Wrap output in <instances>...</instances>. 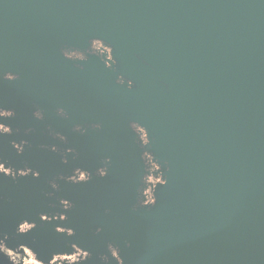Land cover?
I'll list each match as a JSON object with an SVG mask.
<instances>
[{
    "label": "water",
    "instance_id": "water-1",
    "mask_svg": "<svg viewBox=\"0 0 264 264\" xmlns=\"http://www.w3.org/2000/svg\"><path fill=\"white\" fill-rule=\"evenodd\" d=\"M93 41L116 70L63 54ZM0 110L11 168L37 174L10 183L9 234L63 215L20 237L38 260L264 264V0H0Z\"/></svg>",
    "mask_w": 264,
    "mask_h": 264
},
{
    "label": "flooded vegetation",
    "instance_id": "flooded-vegetation-1",
    "mask_svg": "<svg viewBox=\"0 0 264 264\" xmlns=\"http://www.w3.org/2000/svg\"><path fill=\"white\" fill-rule=\"evenodd\" d=\"M63 54L74 61L77 60H84L86 59L87 55H93L99 57L101 59H109L114 64V70L117 69V64L111 58V49L106 44L93 41L90 43L89 48L86 51H79V50H64ZM15 77L11 75L4 76L6 80H13ZM117 82L119 84L126 82L128 88H133L134 85L126 81L124 78L118 77ZM9 111H2L0 110V117L2 118H9L13 117V113L8 116ZM58 117L64 118L65 115L58 111ZM33 117L35 119H40V113L34 112ZM92 128H95L92 126ZM133 130L137 133L138 140L140 141L141 145L146 144V136L145 132L140 129L136 125H132ZM73 132L78 133L80 131V127H74L72 129ZM11 132L8 128L0 126V137L5 135H9ZM50 138L56 141H61V138L54 134L53 132L49 133ZM5 144L2 140H0V264H77L83 263L88 260L89 256L87 253L73 248L71 250L70 255H51L50 258L46 260V262H42L37 259V257L32 253L31 250L23 247L19 244L20 237L24 236L26 233L30 231H35L36 229H41L42 227L48 228L50 227V222H58L59 220L63 219V215L61 214H52L49 217L40 216V220L37 224H30L28 222H22L14 231L13 234H9L8 226L9 222V206H12L14 210L19 208V203H11L9 200V187L10 183L13 182V185H17V180L31 176L35 178L37 174L35 172H30L26 168V164L24 162L14 164V167L11 168V164L7 160V149ZM27 146L24 142L20 144H13L12 148L14 149L16 154H21L24 152V147ZM143 161L145 165L146 175L144 176L143 184L139 190L140 193V205L144 206L151 202L150 196V188L154 184L161 181L159 176H155L154 173L158 171V166L155 162L152 161L151 157L147 154H143ZM20 168V169H19ZM103 172L99 171L98 175H102ZM88 178V175L79 171L74 172V178L68 179L72 182H81L85 181ZM69 205L67 203L62 202L61 206L59 207L60 211L67 210ZM40 223V224H39ZM54 231L57 233H63L67 236L71 235V232L68 230H62L55 228ZM36 243V239H33V244ZM109 252L113 257H115V250L111 247L108 248ZM106 259L102 258V262H105Z\"/></svg>",
    "mask_w": 264,
    "mask_h": 264
},
{
    "label": "clouds",
    "instance_id": "clouds-1",
    "mask_svg": "<svg viewBox=\"0 0 264 264\" xmlns=\"http://www.w3.org/2000/svg\"><path fill=\"white\" fill-rule=\"evenodd\" d=\"M11 115V113L10 112H8V116H10Z\"/></svg>",
    "mask_w": 264,
    "mask_h": 264
}]
</instances>
